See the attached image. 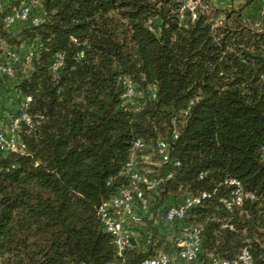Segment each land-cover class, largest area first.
<instances>
[{
  "label": "trees",
  "instance_id": "trees-1",
  "mask_svg": "<svg viewBox=\"0 0 264 264\" xmlns=\"http://www.w3.org/2000/svg\"><path fill=\"white\" fill-rule=\"evenodd\" d=\"M21 1L0 0V63L2 42L20 55L14 77L0 76V119L18 113L28 95L32 120L20 123L21 151H0V264L115 260L98 209L127 185L132 154L141 173L161 179L146 191L151 214L163 215L188 194L210 193L183 220L202 226L198 264L209 254L233 259L243 246L252 264H264V8L258 0L237 6L202 0L206 7L194 19L183 0H40L31 13L42 16L40 24L4 27L2 15ZM22 45L36 47L29 65ZM57 52L64 65L53 72ZM122 77L135 86L132 103L122 104ZM158 138L168 141L169 160L141 168L142 154L158 159ZM138 139L148 146L135 148ZM228 179L242 186L240 205L223 201L234 188ZM151 231L155 237L157 227ZM150 254L152 246L125 260L140 264Z\"/></svg>",
  "mask_w": 264,
  "mask_h": 264
},
{
  "label": "built area",
  "instance_id": "built-area-1",
  "mask_svg": "<svg viewBox=\"0 0 264 264\" xmlns=\"http://www.w3.org/2000/svg\"><path fill=\"white\" fill-rule=\"evenodd\" d=\"M264 8V0H258ZM40 0H22L19 7L12 12L5 13L1 17L2 24L6 28L12 27L17 22L29 21L32 25H38L43 21L41 15H31L32 10L40 7ZM202 0H183L182 8L191 12V18L196 17L199 8H205ZM0 2V13L2 12ZM5 60L0 63V76L12 78L15 75V66L20 62V55L17 49L4 48ZM36 54V47L29 46L24 52L23 63L29 65ZM82 53L79 54L81 56ZM64 65V55L61 52L55 53L51 64L53 72L58 71ZM121 82L124 92L121 95L122 104L132 103L133 97L137 94L133 82L122 77ZM154 90V89H153ZM152 96L155 97L154 91ZM30 96H25L20 102L18 113L7 117L6 121L0 119V151H21L18 129L20 123L32 125V120L27 112ZM176 137V134H174ZM148 144L140 139L134 142L135 148H144ZM155 152L159 162L169 160V143L165 138H158L155 143ZM136 155L132 154L130 160L125 164V171L129 175L127 185L118 188L117 192L104 200L98 209V214L104 230L109 233L114 245L115 260L110 264H128L126 257L130 251H148L152 246L153 254L144 257L140 264H198L197 260L202 252V226L198 224L184 225L185 211L188 207L199 204L203 199L210 196V193L203 191L199 194H188L178 204L171 205L160 219H153L157 227L155 237H152L151 230L145 228V218L151 214L150 199L146 191L157 187L161 179L149 178L140 172L136 165ZM141 159L145 160L146 155L142 154ZM175 162L174 165H178ZM168 174L166 178L170 177ZM226 182L233 185L229 199L223 201L227 207L240 205L244 196L242 186L236 179H228ZM160 223L167 226L171 233V239L166 251L154 248L158 240L163 239L160 231ZM229 228H233L229 225ZM168 231V233H169ZM199 264H252V257L247 246H243L238 255L233 259H226L209 254L205 262Z\"/></svg>",
  "mask_w": 264,
  "mask_h": 264
},
{
  "label": "rangeland",
  "instance_id": "rangeland-1",
  "mask_svg": "<svg viewBox=\"0 0 264 264\" xmlns=\"http://www.w3.org/2000/svg\"><path fill=\"white\" fill-rule=\"evenodd\" d=\"M226 1H228V0H214L213 2H214L215 5L223 6ZM236 3H238V0L235 1V6H237ZM252 16H255V15H252ZM2 46L3 47H15V45H8V44H6L4 42H2ZM19 48H21V51H25L26 46L22 45ZM146 154H148L147 158H145V160L142 161L143 163L140 164V167L142 165L141 168L147 170L151 165H158V159L155 158V156H154V154L152 152H149V153H146ZM157 213H158V211L155 212V214H156L155 215L154 212H153L152 214L149 215L148 218H145V228L146 229H151L152 230V229L156 228V225L154 224L153 219H157V221H158L160 219V217H161V215L157 214ZM159 228H160V231L162 232L163 239L161 241H159V242H156L154 248L157 247L159 250H163L164 251L165 250V246L168 245V243L170 242L169 239H171L172 236H171L170 231L167 230V226L163 225V223H160ZM168 231H169V233H168Z\"/></svg>",
  "mask_w": 264,
  "mask_h": 264
},
{
  "label": "crops",
  "instance_id": "crops-1",
  "mask_svg": "<svg viewBox=\"0 0 264 264\" xmlns=\"http://www.w3.org/2000/svg\"><path fill=\"white\" fill-rule=\"evenodd\" d=\"M214 1V0H213Z\"/></svg>",
  "mask_w": 264,
  "mask_h": 264
}]
</instances>
